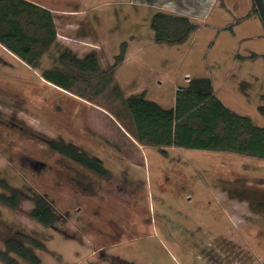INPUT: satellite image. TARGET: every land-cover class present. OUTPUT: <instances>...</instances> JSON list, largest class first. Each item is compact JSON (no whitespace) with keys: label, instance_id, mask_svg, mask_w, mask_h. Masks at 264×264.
Returning <instances> with one entry per match:
<instances>
[{"label":"rangeland","instance_id":"374dc122","mask_svg":"<svg viewBox=\"0 0 264 264\" xmlns=\"http://www.w3.org/2000/svg\"><path fill=\"white\" fill-rule=\"evenodd\" d=\"M28 1L51 11L56 40L39 69L0 42V196L19 194L16 208L0 201V249L25 233L45 243L40 264H264L263 158L175 147L164 156L120 127L134 136L126 98L144 92L173 108L196 78L264 127V27L253 1ZM158 12L197 30L181 45L158 43ZM63 53L93 55L100 70L74 72ZM50 69L71 87L43 75ZM61 140L102 160L109 176L54 152ZM36 196L59 215L55 226L29 216Z\"/></svg>","mask_w":264,"mask_h":264},{"label":"trees","instance_id":"16d2710c","mask_svg":"<svg viewBox=\"0 0 264 264\" xmlns=\"http://www.w3.org/2000/svg\"><path fill=\"white\" fill-rule=\"evenodd\" d=\"M26 6L30 8L27 10L28 16L33 18L35 14L41 17L38 19L42 22L40 28L54 37L53 20L48 11L40 10L36 5L24 0H0V42L7 44L11 52L34 66V61L29 58L34 46L27 40L18 23L19 19H14L19 17L20 8ZM150 27L155 41L169 46L185 43L197 30L188 17L163 12H158L152 17ZM63 56L68 61V66L74 70L92 74L100 70L93 55L82 60L66 53ZM43 75L71 87L69 75L60 69L47 71ZM262 102L258 112L264 117V96ZM124 103L135 125L133 138L142 146L158 148L164 156L167 155L168 148L175 147L235 152L264 159V127H259L250 118L237 115L226 108L213 95L212 82L208 78L193 79L187 88H180L176 94L174 108L161 107L155 101L149 100L146 93L130 96ZM51 148L94 174L103 178L109 176L102 160L90 157L71 144L61 140L53 142ZM18 199L19 194L13 191L12 196H0V201L10 208L17 207ZM33 203L34 207L29 216L38 224L53 227L59 222V215L46 197L36 196ZM45 249L43 241L24 233L18 239H8L4 242V249H0V261L5 264H20L14 258L17 257L29 264H40L41 260L36 251Z\"/></svg>","mask_w":264,"mask_h":264},{"label":"flooded vegetation","instance_id":"af4514ba","mask_svg":"<svg viewBox=\"0 0 264 264\" xmlns=\"http://www.w3.org/2000/svg\"><path fill=\"white\" fill-rule=\"evenodd\" d=\"M24 1H27L29 2L28 0H24ZM29 3H32V2H29ZM34 5H36L37 8H39L40 10L44 9L46 11H48L50 13V16L52 18V15H51V11L47 10L46 8H43L42 6H39L35 3H32ZM21 11H20V15L19 17H14V19H19V24L25 34V36L27 37V40L29 41V43L31 45L34 46V48L32 49L30 55H29V58L32 59L34 61V66L33 65H30L28 64L29 66L35 68V69H39V64L38 62L41 61V58L43 56V54L45 53V49L47 47H49L50 44H52L55 40H56V33H55V30H54V23H53V32H54V37H52L51 35H49V33H47L45 30H43L42 28H40V24L42 22H40L38 19L41 18V17H38V15H33V18L29 17V12L27 11L28 9H30L29 7H21L20 8ZM35 20V21H34ZM38 20V21H37ZM53 20V18H52ZM41 31V32H40ZM49 31V30H48ZM36 33V34H41L42 33V38H37L36 36L33 35V33ZM46 41V43L44 41ZM48 49V48H47ZM8 52L13 55V57L15 58H19L21 59L22 61H25L23 58H21L20 56L14 54L13 52L9 51ZM64 54V53H63ZM89 55H86L84 58H81L80 60L82 59H86ZM73 58H77L75 55L72 56ZM71 70H73L74 72H78V73H87V72H80V71H77V70H74L73 68L70 67ZM51 70H58V69H50V70H45L43 71V73L47 72V71H51Z\"/></svg>","mask_w":264,"mask_h":264},{"label":"water","instance_id":"95a60500","mask_svg":"<svg viewBox=\"0 0 264 264\" xmlns=\"http://www.w3.org/2000/svg\"><path fill=\"white\" fill-rule=\"evenodd\" d=\"M252 1L255 5V9L258 13L260 21L264 27V0H252Z\"/></svg>","mask_w":264,"mask_h":264},{"label":"crops","instance_id":"0c3cea01","mask_svg":"<svg viewBox=\"0 0 264 264\" xmlns=\"http://www.w3.org/2000/svg\"><path fill=\"white\" fill-rule=\"evenodd\" d=\"M142 93H144V92H142ZM139 94H141V93H139ZM138 94V95H139ZM147 97V96H146ZM148 98V97H147ZM152 99V98H151ZM153 101H155L157 104H159L161 107H163V108H165V109H169V108H172V107H167V106H165L164 104H162L160 101H157V100H155V99H153ZM175 104H176V101H175ZM175 107V106H174ZM173 107V108H174ZM121 127V129L133 140V142L135 143V144H137L140 148H142V150H145V149H147L149 146H142V145H140L130 134H129V132H127V130L125 129V128H123L122 126H120Z\"/></svg>","mask_w":264,"mask_h":264},{"label":"bare ground","instance_id":"6f19581e","mask_svg":"<svg viewBox=\"0 0 264 264\" xmlns=\"http://www.w3.org/2000/svg\"><path fill=\"white\" fill-rule=\"evenodd\" d=\"M60 91V90H59Z\"/></svg>","mask_w":264,"mask_h":264}]
</instances>
